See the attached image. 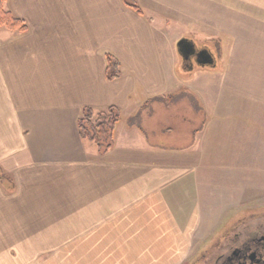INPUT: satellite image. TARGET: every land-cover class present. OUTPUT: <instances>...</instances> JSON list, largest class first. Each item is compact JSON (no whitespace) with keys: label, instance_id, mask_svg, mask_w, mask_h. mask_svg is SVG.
I'll return each instance as SVG.
<instances>
[{"label":"crops","instance_id":"crops-1","mask_svg":"<svg viewBox=\"0 0 264 264\" xmlns=\"http://www.w3.org/2000/svg\"><path fill=\"white\" fill-rule=\"evenodd\" d=\"M1 1L28 30L0 31V264H185L264 119V0ZM152 13L208 26L224 69L188 80L177 43L164 64ZM110 106L101 153L78 119Z\"/></svg>","mask_w":264,"mask_h":264},{"label":"rangeland","instance_id":"rangeland-1","mask_svg":"<svg viewBox=\"0 0 264 264\" xmlns=\"http://www.w3.org/2000/svg\"><path fill=\"white\" fill-rule=\"evenodd\" d=\"M152 15V16H151ZM150 15V18L152 19L154 26L156 27H162L166 25V18L163 16V14H154L152 13ZM186 17H183L182 15H179L178 18L173 17V19H170V25L165 26L164 30L162 31L163 34L160 35L159 39L161 40V44L159 45L160 54L162 57V60L164 61V64L166 63V43L170 46V44L176 46L177 41L182 37H188V38H194L197 43L200 45H207L210 48L214 46V43L216 40H210L206 37L202 36V32H206L208 34H211L210 28L208 26H203L201 24L193 23L192 20L186 19L183 20ZM1 30H6L5 27L0 28ZM159 32V30H157ZM162 38H165V41H163ZM175 41V44H173ZM173 48V46H172ZM174 50L175 47L173 48ZM214 59L216 66H213V70H223L225 66V60L223 58H220V55L218 52L214 53ZM227 62V61H226ZM227 64V63H226ZM179 68V67H178ZM177 68V69H178ZM210 66L206 67V69L196 66L191 72H188L186 74V78L188 80L195 78L197 75V72L199 70L204 71H210ZM178 74H183L182 71L178 69ZM196 74V75H195ZM199 76H205V75H199ZM252 113L260 112L261 114L264 113V109L259 108V110H256V108H252ZM161 116V115H160ZM264 116V115H263ZM260 119V118H259ZM261 122H256L254 118L251 119V130H256L257 132L252 131L253 134H255L258 138H253L252 135L251 138V150H250V164L245 165L243 167L244 172L239 173L236 172V174H233L234 181L229 182V186L225 189H218L217 191V199L218 203H216L217 210L216 213H214L212 218L214 219L211 224L217 223V227L210 231V233L202 239V241L198 244V246L194 249L192 254L190 255L189 259L186 261L185 264H189L193 258H196L197 255L202 251V249L208 248V250L212 251V248L209 249L212 240L216 234H218V231H222L228 228L227 224L229 220L235 216H237L236 213L247 211L248 209L251 210V212H260L262 208H264V119H261ZM122 142V140H121ZM94 144V143H92ZM224 192H229V195H231V201L235 202L230 206H223L221 197ZM219 205V206H218ZM224 216V217H223ZM229 225V224H228ZM242 225V224H240ZM239 225V227H240ZM211 239L210 244L209 241ZM209 252H207L208 254ZM50 254H38L36 257H34L33 260H37L40 262H46L49 261Z\"/></svg>","mask_w":264,"mask_h":264},{"label":"flooded vegetation","instance_id":"flooded-vegetation-1","mask_svg":"<svg viewBox=\"0 0 264 264\" xmlns=\"http://www.w3.org/2000/svg\"><path fill=\"white\" fill-rule=\"evenodd\" d=\"M190 39L195 43L197 51L207 48L193 37ZM196 59V55L187 60L181 58L182 66L187 70L194 69L197 66ZM236 214L229 220L228 228L218 231L214 236L209 247L212 251L204 246L189 264H264V208L260 212L248 209ZM210 242L211 239L208 244Z\"/></svg>","mask_w":264,"mask_h":264},{"label":"trees","instance_id":"trees-1","mask_svg":"<svg viewBox=\"0 0 264 264\" xmlns=\"http://www.w3.org/2000/svg\"><path fill=\"white\" fill-rule=\"evenodd\" d=\"M126 5L143 14L137 0H123ZM0 27H6L13 31L25 32L28 30L26 23L10 11L3 8L0 0ZM207 46V45H205ZM209 47V46H207ZM218 52L221 44L217 45ZM215 48V47H214ZM107 68L106 77L112 81L122 76V63L113 55L106 53ZM121 111L114 106L106 110L95 111L85 107L78 119V129L82 139L94 143L101 153H106L114 145V129L121 120Z\"/></svg>","mask_w":264,"mask_h":264},{"label":"water","instance_id":"water-1","mask_svg":"<svg viewBox=\"0 0 264 264\" xmlns=\"http://www.w3.org/2000/svg\"><path fill=\"white\" fill-rule=\"evenodd\" d=\"M177 50L181 58L187 60L192 55H196L197 66H211L214 65L215 59L210 50L202 48L196 50L195 43L188 37H183L177 42Z\"/></svg>","mask_w":264,"mask_h":264}]
</instances>
